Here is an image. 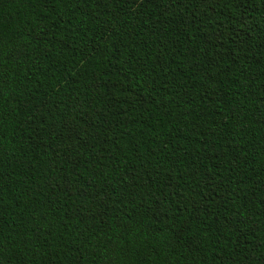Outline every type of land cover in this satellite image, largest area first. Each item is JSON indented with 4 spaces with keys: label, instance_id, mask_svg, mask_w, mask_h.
<instances>
[{
    "label": "trees",
    "instance_id": "1",
    "mask_svg": "<svg viewBox=\"0 0 264 264\" xmlns=\"http://www.w3.org/2000/svg\"><path fill=\"white\" fill-rule=\"evenodd\" d=\"M0 264H264V0H0Z\"/></svg>",
    "mask_w": 264,
    "mask_h": 264
}]
</instances>
